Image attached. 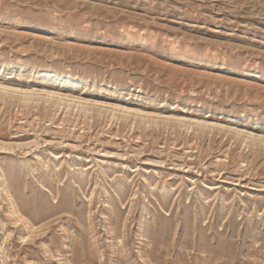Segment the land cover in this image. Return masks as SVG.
<instances>
[{
	"label": "rangeland",
	"instance_id": "rangeland-1",
	"mask_svg": "<svg viewBox=\"0 0 264 264\" xmlns=\"http://www.w3.org/2000/svg\"><path fill=\"white\" fill-rule=\"evenodd\" d=\"M0 87V264H264V0H0Z\"/></svg>",
	"mask_w": 264,
	"mask_h": 264
},
{
	"label": "bare ground",
	"instance_id": "bare-ground-1",
	"mask_svg": "<svg viewBox=\"0 0 264 264\" xmlns=\"http://www.w3.org/2000/svg\"><path fill=\"white\" fill-rule=\"evenodd\" d=\"M0 90H5V88L4 87H0ZM10 90H11V93H13V94H17V93L20 92V91H18L15 88H12ZM22 95H24V99H27V98L33 96L32 91H23ZM53 95L59 97L58 99H56V101L58 100V102H62V105L65 108H69V107L73 106V107H76L77 111H80V112H83V113H87L89 110H91L90 108H87V107H93V108H97V109L103 111L106 114H112L113 116L114 115H118V114H121V116H125V117H129V116L131 117V116H134V115H138V114H135V112L130 111L129 109L121 108V107L120 108L119 107H111L110 110L104 109V107H102V106L99 107V105L97 103H92V104L85 103L84 105H86L87 107L80 106L79 102H77V99L70 98V97H66V99H62V98H60L59 95L54 94V93H42L41 92V94H38L37 96L38 97L41 96L42 98L46 99V101H48V100H52L53 101V97H54ZM19 96H21V95H19ZM26 96H29V97H26ZM37 96H36V98H38ZM52 101H51V103H52ZM53 103H55V102H53ZM212 129H213V127H212ZM231 131H232V129H231ZM234 131H235V129H234ZM237 135H239L238 132H237Z\"/></svg>",
	"mask_w": 264,
	"mask_h": 264
}]
</instances>
